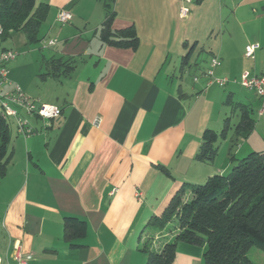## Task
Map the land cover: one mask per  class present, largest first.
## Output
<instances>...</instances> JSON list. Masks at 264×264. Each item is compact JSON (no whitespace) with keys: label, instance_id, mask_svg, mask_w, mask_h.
I'll return each mask as SVG.
<instances>
[{"label":"crops","instance_id":"obj_1","mask_svg":"<svg viewBox=\"0 0 264 264\" xmlns=\"http://www.w3.org/2000/svg\"><path fill=\"white\" fill-rule=\"evenodd\" d=\"M35 2L48 9L41 24L46 32L39 36V29L38 37L55 43H45L47 54L28 65L29 79L11 78L61 114L43 120L22 113L35 132L11 131L0 179V256L14 264L11 243L17 241L31 255L28 264H145L138 247L147 223L177 190L226 173L230 153L264 152L259 98L237 82L243 71L258 74L264 67V0H191L186 17L179 15L181 0H114L111 28L133 26L135 47L101 40L107 12L100 0ZM61 9L71 13L68 23L57 21ZM19 32L0 39V48H9L5 41ZM19 39L27 40L25 34ZM251 43L259 47L247 58ZM212 57L220 61L213 75L229 80L224 86L205 75ZM15 58L6 65L8 76L21 67ZM52 58H73L74 68L60 78L40 76ZM188 67L189 79L178 76ZM10 87L0 85V92ZM244 108L254 126L238 139ZM226 118L215 158L195 160L204 131L221 132ZM67 216L84 224L73 245L63 237ZM202 253L203 247L179 241L175 263L203 264Z\"/></svg>","mask_w":264,"mask_h":264},{"label":"trees","instance_id":"obj_2","mask_svg":"<svg viewBox=\"0 0 264 264\" xmlns=\"http://www.w3.org/2000/svg\"><path fill=\"white\" fill-rule=\"evenodd\" d=\"M100 1L107 12L99 32L101 40L115 46L135 47L138 37L133 26L119 30L111 28L114 0ZM47 10L45 3L36 4L35 0H0V39L7 38L12 31H22L28 42H38V32ZM193 48L194 45L184 56V64ZM46 64L48 71L40 76L60 78L74 68L75 61L73 58L64 61L52 58ZM240 111V120L235 125L238 139L248 136L254 126L252 111L247 108ZM227 120L219 133L211 129L204 131L195 160L211 162L215 158L217 140L225 134ZM10 141L8 118L3 117L0 107V179L6 173ZM229 159L231 166L226 173L213 174L203 183L189 185L186 199L181 197L186 188L181 187L163 212L150 218L146 229L157 230L164 238L156 248L141 238L138 248L147 256L145 264H176L179 241L203 247V264H254L247 256L250 248L264 251V152L251 151L240 158L230 153ZM161 170L169 174L162 167ZM83 228V222L77 218L64 217L63 237L71 245L75 238L82 236Z\"/></svg>","mask_w":264,"mask_h":264},{"label":"built area","instance_id":"obj_3","mask_svg":"<svg viewBox=\"0 0 264 264\" xmlns=\"http://www.w3.org/2000/svg\"><path fill=\"white\" fill-rule=\"evenodd\" d=\"M181 1L182 4L179 8V15L181 17H186L190 11L187 4L190 3L191 0ZM70 19L71 13L68 10H59L57 14L58 22L65 24L68 23ZM1 33L2 29L0 28V35ZM54 43L55 40L51 39L48 40L47 45H53ZM258 47L259 45L256 43L247 44L244 48V55L247 58H252L255 50ZM16 54V51L11 48H0V85H11V88L8 91L0 92V107L3 117L13 118L16 132L26 137L34 133L35 129L32 128L22 113L27 115H36L43 120H50L58 117L61 114V108L58 105L52 103H39L31 101L17 84H13L7 79L8 69L6 65L16 57ZM219 63L220 61L217 57H212L205 75L209 78V83H216L220 86H224L229 80L227 78H219L213 75V70L217 65H219ZM237 82L244 88L255 92L260 103L257 113L258 115H264V67L258 74H252L247 70L243 71ZM99 124L100 119H94L93 125L97 127ZM135 196L139 197L140 192L136 191ZM11 244L13 250L12 258L15 262L14 264H28V260L30 259L31 255L29 253H24L21 250L19 242L13 241ZM0 264H11L8 256H0Z\"/></svg>","mask_w":264,"mask_h":264},{"label":"rangeland","instance_id":"obj_4","mask_svg":"<svg viewBox=\"0 0 264 264\" xmlns=\"http://www.w3.org/2000/svg\"><path fill=\"white\" fill-rule=\"evenodd\" d=\"M37 4H39V3H37ZM45 32H46V30H45L44 26L41 25L39 36H44ZM21 35H24V34L22 32H19L18 34H16V36L14 35L5 41L6 42L5 45L7 44L6 46H9V48L11 47V48H13V50L16 51L17 56H16L15 60L21 61V67L19 68V70L18 71L13 70V71H11L9 76L7 75V79L10 80L13 84H17L19 87H20L19 83L13 82L11 77H13L14 75L15 76L19 75L21 77L27 75V79H29L31 76V73H29V72L27 73V70L29 69L28 65L31 67L32 64H34V60L36 58L38 60L39 57H42V54H47L46 50H44L45 49L44 46L46 45L45 43L48 42V40L45 42H43V41L41 42V40H40L39 42L29 43L27 40H24V44H23V40L20 41V39H19V37H21ZM33 47L36 48L35 51H29L28 50V49L31 50ZM11 62H12V60H11ZM8 63H10V62H8ZM39 70L41 72H43L44 71V65H42ZM180 74H182V76L185 79H189V77L192 74V68H190V67L185 68V70H183L182 73H180V71L178 70V76ZM3 85H6V84H3ZM30 92H31V88H30ZM26 95L29 97V99L31 101L37 102L35 99H33V97L31 95H28V94H26ZM8 122L10 125V129L12 131L13 127H15V124L13 122V118L9 117ZM205 180H203L201 183L205 182ZM188 195H189V190L185 189V191L182 193L181 197H182V199H186L188 197ZM166 235H169V234H166ZM163 236L164 235L159 233V231L151 230L150 228H147L142 235V241H145L147 239L149 246L152 248H156V247H159L160 243L162 242V239L164 238ZM247 256L254 264H264V251L257 248V247L250 248V250L247 253ZM145 257L147 258L146 254H145Z\"/></svg>","mask_w":264,"mask_h":264}]
</instances>
